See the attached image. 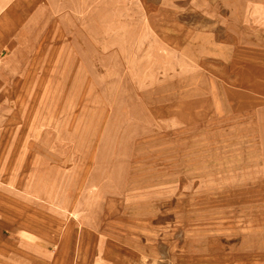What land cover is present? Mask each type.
Instances as JSON below:
<instances>
[{"label": "rangeland", "instance_id": "1", "mask_svg": "<svg viewBox=\"0 0 264 264\" xmlns=\"http://www.w3.org/2000/svg\"><path fill=\"white\" fill-rule=\"evenodd\" d=\"M171 1L162 54L100 24L6 78L0 264H50L53 227L67 264H264V0Z\"/></svg>", "mask_w": 264, "mask_h": 264}, {"label": "crops", "instance_id": "2", "mask_svg": "<svg viewBox=\"0 0 264 264\" xmlns=\"http://www.w3.org/2000/svg\"><path fill=\"white\" fill-rule=\"evenodd\" d=\"M177 22V3L173 6L172 1L169 14L164 12L163 0H0V90L8 75L15 79L37 54L84 53L74 49H83L84 40L93 47L100 24L106 26L103 31L114 34L110 38H136L150 49L147 53L162 54L168 49L164 35L173 46ZM52 231L59 233L50 264H67L70 231L57 227ZM205 256L211 257V251Z\"/></svg>", "mask_w": 264, "mask_h": 264}]
</instances>
